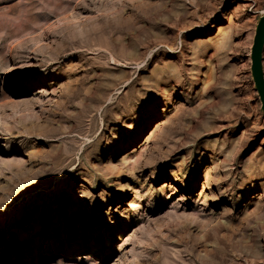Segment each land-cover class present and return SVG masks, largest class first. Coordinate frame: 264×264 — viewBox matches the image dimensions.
<instances>
[{"label": "rangeland", "instance_id": "1", "mask_svg": "<svg viewBox=\"0 0 264 264\" xmlns=\"http://www.w3.org/2000/svg\"><path fill=\"white\" fill-rule=\"evenodd\" d=\"M263 15L0 0V264H264Z\"/></svg>", "mask_w": 264, "mask_h": 264}, {"label": "water", "instance_id": "2", "mask_svg": "<svg viewBox=\"0 0 264 264\" xmlns=\"http://www.w3.org/2000/svg\"><path fill=\"white\" fill-rule=\"evenodd\" d=\"M264 15L259 19L252 47V77L264 112Z\"/></svg>", "mask_w": 264, "mask_h": 264}, {"label": "bare ground", "instance_id": "3", "mask_svg": "<svg viewBox=\"0 0 264 264\" xmlns=\"http://www.w3.org/2000/svg\"><path fill=\"white\" fill-rule=\"evenodd\" d=\"M38 226H34L31 230L26 231L23 235H21V239L23 241H30L38 234ZM7 258L2 259L5 261ZM1 260V259H0Z\"/></svg>", "mask_w": 264, "mask_h": 264}]
</instances>
